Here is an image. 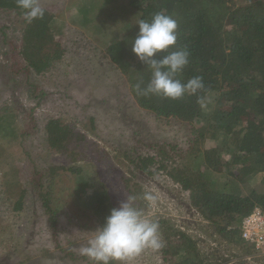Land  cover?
<instances>
[{"label":"trees","instance_id":"1","mask_svg":"<svg viewBox=\"0 0 264 264\" xmlns=\"http://www.w3.org/2000/svg\"><path fill=\"white\" fill-rule=\"evenodd\" d=\"M99 3L101 10L97 13ZM89 5L72 17L79 27L99 19L103 25L112 22L118 27L115 32L105 33L109 41L105 58L122 77L118 81L123 80V84L114 85L117 96L120 93L126 96L127 101L124 98L120 101L135 111H146L155 127L165 126L175 132V136L162 131L165 134L158 133L159 140L144 139L143 130L132 127L133 115L115 103L108 109L116 111L115 116L123 125L128 123L132 130L128 139L133 145L111 146L114 156L103 152L98 145L91 150L92 142L87 133L77 129L75 124L68 125L52 117L44 127L46 149L50 156L58 155L66 162L44 165L39 155L33 156L25 149V143L38 132V122L27 115L18 121L20 109L16 114L12 111L8 114L10 109L1 107L0 136L8 142L0 143V210L4 208L0 211V252L3 246L10 248L14 242L11 236L2 239L8 226L5 221H10L7 215L23 211L29 188H32L42 201L51 241L62 253L60 258L91 264L81 252L73 251V246L82 248L84 239L66 241L70 245L67 248L59 243L61 229L67 226L61 227L60 217L53 207L56 182L62 178L61 172H69L77 183V197L81 195L79 191H92L89 198L92 204H83L89 213L83 212L86 219L76 227L84 235L102 226L111 209L118 207L98 168L100 164L112 168L114 161L126 168V172L118 174L120 188L136 198V205L145 215L147 205L142 200L140 177L153 182L157 176L165 175L178 188L175 194L180 207L185 206L187 214L197 215L203 223L199 235H195L170 218H152L159 223L162 247L157 252L163 264L228 263L225 258L220 263V256L208 253L211 247H204L201 237L204 234L220 246L225 244L232 257L264 259L256 256L255 248L241 237L245 217L256 208L264 212V0H90ZM62 11L63 8L56 7L54 15L45 12L42 19L27 24L17 0H0L3 17L22 19L25 24L21 47L13 48L14 55H18L12 57L15 61L11 60V66L6 67L10 76H27L30 69L45 79L53 77L58 68H63L66 76L71 74L74 64L86 56L69 50L70 42L62 37V25V31L58 25L53 27V20L57 24V20L64 17ZM160 12L178 23V41L169 51L186 49L190 54L188 65L176 78L186 83L193 77H201L204 84L196 94H186L179 100L151 94L140 96L134 88L136 84L146 87L152 78L150 68L132 52V43L139 33L138 22L151 21ZM102 26L98 27V35L104 34ZM28 94L38 101L37 105L45 97L35 84L28 89ZM89 122L91 128L86 123L84 127L92 134L95 119L92 117ZM179 135L182 136L178 141ZM17 143L24 153L19 158L15 150ZM207 143L209 146L205 148ZM88 152L95 154L97 163L78 165L85 161L83 155ZM19 160H29L32 165V178L28 183L23 182ZM166 192L171 194L172 191L166 189ZM45 254L49 252L43 251L40 256ZM32 259L19 260L17 264Z\"/></svg>","mask_w":264,"mask_h":264},{"label":"rangeland","instance_id":"2","mask_svg":"<svg viewBox=\"0 0 264 264\" xmlns=\"http://www.w3.org/2000/svg\"><path fill=\"white\" fill-rule=\"evenodd\" d=\"M39 2L44 11L48 12L50 16L55 14L56 7L57 9L63 8L62 15L64 17L58 19L57 24H54L53 20V27L55 28V25H58L62 31L60 27L62 25V37L65 36V40L70 42L68 46L69 50L78 56L83 54L86 56H83L80 61L75 63L71 74L66 76H64L65 70L63 68H58L60 71L57 70V73L53 77L48 76L45 79L30 72V69L27 76H10L11 74L7 73L6 67L11 66V60L15 61L14 58L18 55L17 53L16 56L14 55L13 48L17 46L21 47L22 30L25 24H23L22 19L20 21L11 20L0 14V108L6 107L10 109L8 114L11 111L13 114H16L20 109L18 121L23 120L27 115L32 116L38 122V132L31 136L25 143L27 152L32 153L33 156L39 155L44 165L47 163H54L55 165L59 163L64 164L66 162L65 159L58 155H53L52 157L51 154L50 156L44 142L45 124L47 119L54 117L62 120L65 124H75L77 129L83 133H87L89 135L88 140L92 142V145H90L91 150L94 149L95 145H98L103 152L107 151L114 156L110 152L111 146H120L124 143L125 146L126 144L128 146L133 145V141L128 139L130 131H132L127 126L128 123L123 125V121L115 116L116 111L114 109L112 111L108 109L115 103L120 104L123 109L129 111L131 116L133 115L132 127L134 128L136 126L142 129V137L144 139L159 140L160 134L158 133L162 131L168 132L172 137L175 136V132H170L169 128L165 126L159 125L155 127L151 116L146 111H135L128 104L122 103L120 101L121 98L127 101L123 93L117 96L116 87L119 84H123V80L118 81L122 79L121 75L119 72L114 71V65L105 58V49L109 45L105 33L109 32L110 34L111 31L115 32L118 29L115 23L106 22L103 25L99 23L101 21L99 19L97 22L93 21L85 27H79V24L74 22L75 19L72 17H76L82 7L90 6V0H39ZM99 6L100 3L96 8L97 13L101 10ZM93 12H95V8ZM91 15L94 16L93 13ZM116 18L118 17H114L113 19ZM101 26L104 34L98 35V27ZM57 37L59 38V36ZM12 57L14 58L12 59ZM72 57L70 59H73ZM10 77H13V80ZM33 84L37 85L45 93V97L41 100L40 105H37L38 101H35L28 94V89ZM125 95H128V93L125 92ZM114 96L117 98H112ZM105 101L107 102L106 104L104 103ZM92 117L95 119L96 128L91 134L89 120ZM84 123L89 128H85ZM181 136H177L176 139L179 141ZM7 142V138L4 139L0 136L1 144L5 145ZM208 146L209 144L207 143L205 148H208ZM21 149L17 143L15 150L18 158L24 154ZM203 149L201 148L202 151ZM83 156L85 157V161L78 162V165L84 162L97 163L94 153H84ZM18 163L22 168L23 182L28 183L32 178L30 177L32 165L29 160H19ZM108 166L99 165L98 168L102 172L100 176L102 181L107 185V189L110 191L112 198L118 202L117 204L119 206V203L125 200L127 192L120 188L118 174L124 172L126 168L118 166L114 161H112V168ZM61 175H63L62 178L57 179L56 182L53 207L57 210L60 217L59 224L63 225L61 226L62 228L64 226H67V228L61 229L59 243L67 248L70 247L67 243L70 239L74 240V242L84 239L81 242L83 248L87 246V242L92 238L96 228L87 231L83 235L76 227H78V224L84 223L86 219L83 212H88V210L83 204H92V200L89 199L92 196V191L88 190L85 193L79 191L81 195L77 197L75 193L77 183L72 178V174L69 172H61ZM145 178L140 177L142 181L140 184L142 186L141 196H144V193L148 192L156 197L155 202L151 204L142 197L144 205H147L146 216L150 219L156 217L170 218L177 226L181 225L183 228H188L191 233L199 235V229L203 223L197 215L192 216L187 214L188 212L184 210L185 206L180 207L176 201L177 194H175L178 188L172 181L165 175L157 176L153 182H148ZM26 187H29V185ZM166 189H170L172 191L171 194L167 193ZM29 190L30 193L25 200L26 203L22 209L23 211H13L7 215L10 221H5V225L8 226L6 233L2 235V239L10 238L11 236L14 242H12L10 248L2 245L4 250L0 252V264H17L19 260H27L28 258L33 259L23 264H87L83 261L76 262L60 258L62 253L55 248L54 243L51 241L45 220L46 214L42 210V201L32 191V188H29ZM11 202L15 203L16 201L11 200ZM3 210L4 208L0 211ZM0 215H2L1 212ZM208 231L211 233V230ZM201 237L205 241L204 247H211L208 253H214V256L221 257L219 258L220 263L225 258L228 260L226 264H264V259L260 261L256 260L258 257L244 259L232 257L231 254H228L229 252L225 244L220 246L212 240L213 238L205 234L201 235ZM16 246H18V249H14ZM80 249L73 246L74 252H80ZM43 251H48L49 254L42 255L43 257L40 256ZM131 264H163V261L157 249H147L131 261Z\"/></svg>","mask_w":264,"mask_h":264},{"label":"clouds","instance_id":"3","mask_svg":"<svg viewBox=\"0 0 264 264\" xmlns=\"http://www.w3.org/2000/svg\"><path fill=\"white\" fill-rule=\"evenodd\" d=\"M17 7L22 10L27 24L45 15L39 0H17ZM138 25L139 33L132 43V52L150 68L152 78L144 88L140 84L134 86L137 95L179 100L204 87L201 77H193L186 83L176 78L188 65L190 54L186 49L169 51L178 41V23L174 18L160 12L151 21L139 20ZM163 53L167 54L156 58ZM135 199L127 196L118 207L112 208L104 224L94 230L87 246L80 249L91 264H131L145 250L162 247L159 223L147 217ZM143 199L151 204L156 197L145 192Z\"/></svg>","mask_w":264,"mask_h":264},{"label":"built area","instance_id":"4","mask_svg":"<svg viewBox=\"0 0 264 264\" xmlns=\"http://www.w3.org/2000/svg\"><path fill=\"white\" fill-rule=\"evenodd\" d=\"M241 237L255 248L258 256L264 257V212L260 208L242 221Z\"/></svg>","mask_w":264,"mask_h":264}]
</instances>
